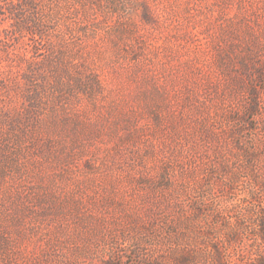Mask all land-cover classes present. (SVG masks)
<instances>
[{
    "label": "rangeland",
    "instance_id": "374dc122",
    "mask_svg": "<svg viewBox=\"0 0 264 264\" xmlns=\"http://www.w3.org/2000/svg\"><path fill=\"white\" fill-rule=\"evenodd\" d=\"M0 264H264V0H0Z\"/></svg>",
    "mask_w": 264,
    "mask_h": 264
}]
</instances>
